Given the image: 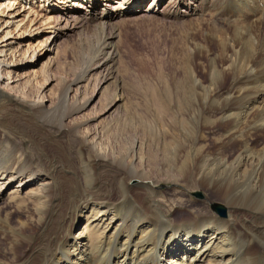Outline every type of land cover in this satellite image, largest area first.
Instances as JSON below:
<instances>
[{"label": "bare ground", "instance_id": "1", "mask_svg": "<svg viewBox=\"0 0 264 264\" xmlns=\"http://www.w3.org/2000/svg\"><path fill=\"white\" fill-rule=\"evenodd\" d=\"M57 1L62 7L54 0H0V143L9 149L0 161V202L27 205L16 230L0 204V264H264V0H170L175 19L185 17L179 10L184 4L188 18L209 11V18L178 40L183 67L173 85V123L153 127L131 113L114 118L116 125L133 121L121 129L82 128L78 121L66 127L65 118L91 101L93 95L85 94L92 82L94 94L108 91L118 68L115 24L137 12L141 0H119L117 10L103 0L101 13L91 10L83 18L71 16V0ZM36 19L42 20L40 28L45 25L42 34L95 21L101 37L92 48L97 54L50 104L46 88L53 74L47 64L36 69L28 61L39 59L37 48L58 54V45L38 40V29L21 31ZM31 40L37 44L27 58L30 48H23ZM38 72L46 86L33 94ZM73 84L77 93L71 100ZM117 91L110 107L124 101ZM10 117L28 119L56 139L75 138L84 177L73 172L62 181L55 171L40 169L13 135ZM209 133H216L214 142ZM98 165L116 173L115 194L95 191L100 182L90 172ZM164 181L175 186L171 195L155 188ZM196 190L205 201L195 198ZM217 201L227 214L212 209ZM79 221L84 229L75 233ZM4 243L10 245L9 261L1 254Z\"/></svg>", "mask_w": 264, "mask_h": 264}, {"label": "rangeland", "instance_id": "2", "mask_svg": "<svg viewBox=\"0 0 264 264\" xmlns=\"http://www.w3.org/2000/svg\"><path fill=\"white\" fill-rule=\"evenodd\" d=\"M54 1L57 6L60 4L61 6L59 7H62L59 1ZM71 2L72 6H69L71 16H80V18H83L85 14L87 17L91 16V10H93V13H101L103 11V5H101L103 0H89L87 2L85 0H71ZM77 2L79 3L77 4ZM108 2L111 4L108 7L109 9L114 7L117 10L119 7L117 5L121 1L111 0ZM189 3L194 5L198 4L197 0ZM127 5L134 6L131 2L127 3ZM122 6L121 9H124L125 5L122 4ZM139 6L137 12L127 20L118 21L115 24L119 27L120 32V40L117 47L119 54L118 63L115 65V67H118L116 78L107 83L108 91L104 92V94H94L96 85L95 81L92 82L85 94L87 96L93 95L91 101L85 108L65 118L66 127L71 126L73 121H78L80 125L82 124V128L89 129L129 128L133 127V121L130 119H122L116 125L117 122L114 121V118L118 115L126 118L131 113H137L142 117H146L148 121H151L149 124L154 125L153 127H163V121L170 124L169 119L173 123L175 116V101H173L175 100V92L173 85L181 77V68L183 67H180L181 64L179 63L178 40L182 33H187L189 29L198 28L202 20L209 18V11L203 12V10L200 11L201 14L198 16L188 18V13H185V10H188L187 7L181 6L179 10H183L181 12L184 13L183 15L186 18L177 17L175 19L170 14L174 9V5L170 0L164 3H162V0H141ZM65 18L70 19V17ZM93 22L88 23L89 26L87 28L66 30L63 32L57 31V28H49L42 31L44 32L42 34L41 30L45 25L40 28L39 25H42V20L40 21L38 19L37 22L36 19L34 24L29 20L21 29V31L28 32H38L39 30L41 36L37 38L38 40L50 39L56 41L58 45V54L45 53L44 49L39 50L37 48L38 54L40 53L39 59L36 58L38 57L37 55L31 61H28L30 64L29 67H36V69L47 64L48 73L54 76L53 82L46 88L47 97L51 100L47 104L55 101V97L62 92L63 85L70 84L74 81L75 77L90 63L92 56L97 54H94L95 50L92 48L95 42L99 41L101 37ZM62 26L66 27V20L62 22ZM33 41H28L26 43L27 45L23 48L24 50L30 48L27 53V58H33L32 54L35 52L33 44L34 42L37 44V40ZM199 41H202V39L199 38ZM24 50H22V53ZM44 77L38 72L36 84L33 88L29 89L30 93H37L43 84L46 86V78ZM97 77L99 79V75ZM167 86H170V95L166 91ZM76 89V84H73L72 90L69 92L71 100L76 96ZM114 90H118V94H124V101L120 107H110L109 105L113 98ZM2 119L6 120L7 117H2ZM10 120L14 123L12 128L16 131V135H13L22 144L25 152L30 154L35 160L36 165L40 169L45 172L55 171L54 174H57L58 178L62 181L67 174L73 172L79 178L84 177L78 171L82 166L78 150L79 144L75 138L64 136L56 139L54 132L50 131L44 134L28 119L10 117ZM2 135L3 132L0 131V137ZM209 135L210 141L214 142L216 133H209ZM8 153V146L5 147L0 143V161H3V158L7 157L6 155ZM94 172H90L91 179L93 181L96 179L100 182L95 191L100 195H104L103 192L113 190V194H115L118 182L114 170L98 165ZM154 185L159 192L161 191L168 195H171L175 188L173 184L165 181L160 184L154 183ZM25 193L24 191L23 194ZM192 193L199 201H205L203 191L196 190ZM171 201H174V197L171 198ZM6 202V199L0 202L3 209V217L8 218L9 225L18 230V227L24 221V217L21 218L19 213L27 205L13 202H7L6 204ZM210 206L215 212L217 211L221 215L227 214V208L221 201L210 204ZM219 207L224 209L222 213ZM28 211H32L31 205H29ZM176 215L180 216L181 214L177 213ZM83 224V222L79 221L74 232L78 233L80 230H83ZM25 249L26 247L24 246L20 247L19 252H25ZM1 251V254H5L6 259L9 261L12 257L10 245L4 243Z\"/></svg>", "mask_w": 264, "mask_h": 264}, {"label": "water", "instance_id": "3", "mask_svg": "<svg viewBox=\"0 0 264 264\" xmlns=\"http://www.w3.org/2000/svg\"><path fill=\"white\" fill-rule=\"evenodd\" d=\"M220 212L222 213L224 209L222 207H219Z\"/></svg>", "mask_w": 264, "mask_h": 264}]
</instances>
